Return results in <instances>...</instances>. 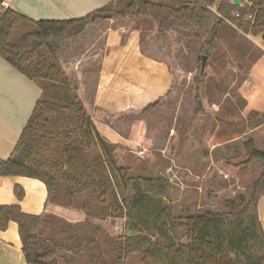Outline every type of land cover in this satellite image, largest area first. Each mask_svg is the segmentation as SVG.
<instances>
[{"label": "trees", "instance_id": "obj_1", "mask_svg": "<svg viewBox=\"0 0 264 264\" xmlns=\"http://www.w3.org/2000/svg\"><path fill=\"white\" fill-rule=\"evenodd\" d=\"M211 9L217 19L202 43L193 78L194 116L208 114L218 120L199 89L212 72L209 61L220 42V30L231 23L251 37L263 36L264 0H247L240 6L232 0H188L177 6L151 0H114L82 18L62 21H33L11 9L2 14L0 59L42 90L11 154L0 160V180H38L47 192L39 216L24 214L17 205H0V231L7 230L11 222L17 225L26 264H127L134 255L140 264H264V230L258 215L264 195V152L255 147L252 138L242 136V153L217 161L205 176L208 179L219 171L237 179L258 166L262 173L253 183L247 203L236 204L237 211H208L194 218L175 216L169 204L161 206L171 198L168 181L132 177L129 168L118 165L116 148L108 150L95 127L97 121L107 120L106 112L90 108L84 83L78 95L71 69L57 55L65 41L76 39L98 20H128L127 33L138 23H150L147 37L166 36L173 51L171 22L202 24ZM236 13L240 18H233ZM248 15L251 21L246 20ZM202 57L206 61L201 71ZM72 87L73 94L69 91ZM171 92L172 87L139 114L152 111ZM47 93L57 103L48 101ZM235 190L232 187L221 196H207L227 201ZM13 193L18 201L24 197L18 186ZM62 202L78 205L83 219L67 218L64 214L69 207L60 205ZM51 205H60L62 211L51 212Z\"/></svg>", "mask_w": 264, "mask_h": 264}, {"label": "rangeland", "instance_id": "obj_2", "mask_svg": "<svg viewBox=\"0 0 264 264\" xmlns=\"http://www.w3.org/2000/svg\"><path fill=\"white\" fill-rule=\"evenodd\" d=\"M171 1L169 4L176 6L181 0ZM215 18L211 12L202 24L172 21L173 51L166 36L147 37L152 29L150 23H138L127 33L128 20H109L113 23L95 27L78 42L66 43L60 53L67 64L64 66L72 71L71 79L78 95L84 83L85 99L90 108L106 112L107 120L97 121L95 127L108 150L116 148L114 155L118 165L129 168L132 177L168 181L172 187L171 198L162 201L161 206L169 204L175 216L194 218L208 211L223 213L238 209L232 198L227 201L221 197L210 200L207 196L208 193L221 196L232 187L237 190L238 178L215 171L205 179L212 165L221 159L237 157V147L241 146V139L239 145L225 144L234 137L236 128H240L236 125L237 117L230 119L225 110L212 105L219 101V91L236 78L238 84L244 80L243 69H237L239 61L222 39L223 28L220 30V42L209 61L212 72L207 73V79L199 89L218 120L208 114L194 116L196 85L193 78L202 43ZM253 39L260 43L262 36ZM231 67L237 74L233 78L228 76L233 72ZM171 87L168 98L152 111L139 114ZM69 91L73 94V87ZM45 97L57 103L48 93ZM245 172L239 177L242 185L240 194L249 197V187L244 185L247 182L251 185L249 175L254 172ZM60 205L68 206L69 211L79 209L73 203L62 202ZM162 219L166 221V215ZM156 223L160 224V221ZM102 225L109 229L108 223ZM130 258L127 264H140L136 255Z\"/></svg>", "mask_w": 264, "mask_h": 264}, {"label": "crops", "instance_id": "obj_3", "mask_svg": "<svg viewBox=\"0 0 264 264\" xmlns=\"http://www.w3.org/2000/svg\"><path fill=\"white\" fill-rule=\"evenodd\" d=\"M0 1L7 2L11 10L33 21H62L82 18L114 0ZM168 1L172 2L171 0L156 2L170 5ZM187 1L181 0L180 2ZM240 3L245 4L247 0H241ZM211 12L215 14L216 20L217 14L215 10L211 9ZM110 23L113 22L98 20L89 25L76 39L65 41L57 51L61 63L67 65L60 56L61 49L66 43L74 40V42H78L89 35L90 31L95 27L108 26ZM221 36L229 44L232 55L239 61L240 67L243 69L241 74L244 79L241 84H238L236 78V81L231 82L224 90L219 91L221 92L218 96L219 101L216 104L212 103L214 107L219 108L218 110H225L228 118L234 119V117H237L236 125L240 126V128H236L234 137L228 139L225 144H238L242 136L250 135L253 138L255 147L259 151L264 152V35L262 36V41L258 43L255 42L253 37L244 34L233 24L226 23L221 31ZM231 70L233 72L228 73V76L230 75L229 77L231 78L237 76L232 67ZM41 93L42 90L37 83L28 80L4 60L0 59V160H6L11 154ZM237 148L238 154L235 156H239L242 153L241 146ZM252 171L254 174L249 175L250 180L248 179L251 185L249 186L247 181V185H244L249 187V190L262 173L260 168L253 166L245 173H251ZM239 179L236 180L237 190L231 199L237 205L247 203L249 198L247 194L246 197L241 196L242 185ZM15 186L20 187L24 191V197L21 201H18L13 193ZM46 198L45 186L38 180L24 177H7L0 180L1 206L17 205L22 213L39 216L44 211ZM58 208L59 206L55 205L52 208L49 206L48 209L53 213L59 214V211H54L58 210ZM64 215L70 220L83 219L78 210L68 211ZM258 215L264 230V195L258 205ZM21 248L17 225L11 222L7 230L0 231V264H26ZM128 261H131V258ZM139 262L140 259L138 257Z\"/></svg>", "mask_w": 264, "mask_h": 264}, {"label": "built area", "instance_id": "obj_4", "mask_svg": "<svg viewBox=\"0 0 264 264\" xmlns=\"http://www.w3.org/2000/svg\"><path fill=\"white\" fill-rule=\"evenodd\" d=\"M245 4H246V3H245ZM240 5H241V3H240ZM9 9H10V5H9L7 2H5V1H0V18H1V16H2V14H3L5 11L9 10ZM233 18L238 19V18H240V15H239L238 13H236V14L233 15ZM246 20H247V21H251V20H252V16H251V15H248V16L246 17Z\"/></svg>", "mask_w": 264, "mask_h": 264}, {"label": "water", "instance_id": "obj_5", "mask_svg": "<svg viewBox=\"0 0 264 264\" xmlns=\"http://www.w3.org/2000/svg\"><path fill=\"white\" fill-rule=\"evenodd\" d=\"M240 2L241 0H232V3L236 6H240ZM205 61H206V58L205 57H202L201 58V71L203 70L204 68V64H205Z\"/></svg>", "mask_w": 264, "mask_h": 264}]
</instances>
